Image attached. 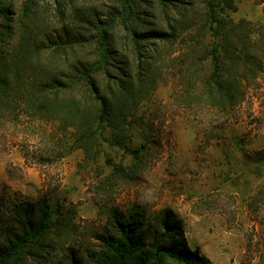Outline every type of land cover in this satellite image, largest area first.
<instances>
[{
  "label": "rangeland",
  "instance_id": "rangeland-1",
  "mask_svg": "<svg viewBox=\"0 0 264 264\" xmlns=\"http://www.w3.org/2000/svg\"><path fill=\"white\" fill-rule=\"evenodd\" d=\"M25 1L32 2L40 37L63 31L88 35L113 15L109 31L115 53L133 68L138 55L132 29L168 31L166 14L176 15L159 0H57L62 14L56 0H1L10 7L15 39L26 25ZM233 1L235 9L225 14L249 21L257 49L264 52V0ZM192 14L174 40L141 41V57L156 68V85L128 119L122 143L105 130L94 161L84 158L72 129H62L55 119L23 112L16 121L0 123V195L44 198L68 218V242L45 264H71L68 245L86 258L83 249L90 254L95 249L92 235L104 227L108 212L130 208L143 211L144 224L151 227L159 211L170 208L183 221L188 246L198 247L210 264H264V58L262 70L245 80L239 100L215 106L201 85L209 71L202 47L211 35L201 33L199 17ZM93 47L78 44L67 53L87 57ZM72 61L53 65L66 74ZM107 158L123 170L115 171ZM164 264L183 263L166 259Z\"/></svg>",
  "mask_w": 264,
  "mask_h": 264
},
{
  "label": "trees",
  "instance_id": "trees-1",
  "mask_svg": "<svg viewBox=\"0 0 264 264\" xmlns=\"http://www.w3.org/2000/svg\"><path fill=\"white\" fill-rule=\"evenodd\" d=\"M195 1L159 0L175 10L176 15L166 14L168 31L132 29L138 55L133 68L115 53L109 31L115 23L113 15L93 25L96 31L88 35L70 36L63 31L54 37H40L41 28L32 21V2L25 1L21 17L27 19L26 25L15 39L10 7L0 0V123L16 121L23 112L34 118L55 119L62 129H72L73 141L82 148L84 158L94 161L105 130H110L115 143H122L128 119L156 85V68L151 59L141 57V41L174 40L179 30L186 28L191 10L192 18L199 17L201 33L211 35L202 47V63L209 66L202 92L219 108L232 105L243 96L245 80L262 70L264 52L257 49L258 41L252 38L255 29L249 21H234L225 14L226 9H235L233 0ZM56 3L62 14L63 4ZM78 44L94 46V53L79 58L69 52V57L67 50ZM69 59L73 63L66 74L53 65ZM131 152L138 157L137 149ZM106 162L117 172L123 170L109 158ZM60 214L44 198L30 201L0 195V264H24L27 259L45 264L52 259L70 234L68 218ZM144 216L137 208L111 209L104 227L92 235L95 249L91 254L83 249L87 256L83 259L68 245L69 262L164 264L173 259L183 264H210L198 247L188 246L183 221L170 208L159 211L154 227L144 224ZM50 234L53 236L48 237Z\"/></svg>",
  "mask_w": 264,
  "mask_h": 264
}]
</instances>
